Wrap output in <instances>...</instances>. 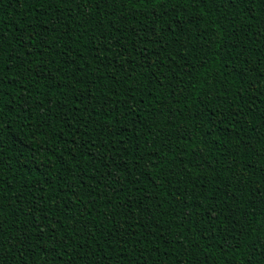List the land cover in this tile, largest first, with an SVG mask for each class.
<instances>
[{"label":"trees","instance_id":"1","mask_svg":"<svg viewBox=\"0 0 264 264\" xmlns=\"http://www.w3.org/2000/svg\"><path fill=\"white\" fill-rule=\"evenodd\" d=\"M0 264H264V0H0Z\"/></svg>","mask_w":264,"mask_h":264}]
</instances>
